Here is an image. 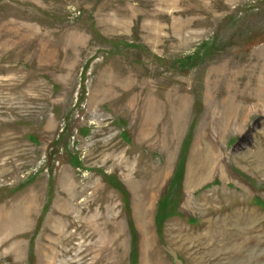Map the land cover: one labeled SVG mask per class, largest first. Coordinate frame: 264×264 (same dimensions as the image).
<instances>
[{
    "label": "rangeland",
    "instance_id": "rangeland-1",
    "mask_svg": "<svg viewBox=\"0 0 264 264\" xmlns=\"http://www.w3.org/2000/svg\"><path fill=\"white\" fill-rule=\"evenodd\" d=\"M0 264H264V0H0Z\"/></svg>",
    "mask_w": 264,
    "mask_h": 264
}]
</instances>
